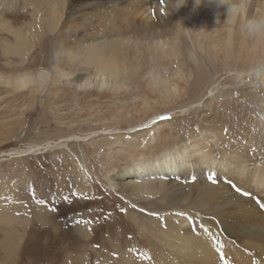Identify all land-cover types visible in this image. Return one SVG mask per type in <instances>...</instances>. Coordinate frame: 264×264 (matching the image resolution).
Here are the masks:
<instances>
[{
    "label": "rangeland",
    "instance_id": "374dc122",
    "mask_svg": "<svg viewBox=\"0 0 264 264\" xmlns=\"http://www.w3.org/2000/svg\"><path fill=\"white\" fill-rule=\"evenodd\" d=\"M5 1L0 3L3 13H11L18 6L21 8L19 2L22 0ZM59 3L52 31L43 30L31 36L34 30L45 26V21L36 22L33 32L27 31L31 42L25 50L14 49L4 54L2 42L9 34L0 31V74L44 72V83L38 80L40 85L38 83L35 90L10 92L0 84V264H179V257L154 254V247L158 245L169 252L172 250L163 221L169 219L177 228L191 227L194 223L193 219L190 223L189 217L180 223L179 216L172 215L175 208L202 212L201 221L216 232L226 228L224 234L210 231L217 236L219 248L216 240L212 243L221 251L220 255L226 252V245H236L238 253L264 263L263 257L250 255L257 254L255 245L260 238L253 233L244 237L230 233L231 228L235 230L233 224L236 222L234 219L229 224L228 218L225 219L230 206L216 199L208 202L209 188L195 194L196 186L185 184L179 191L164 190L156 195L143 189L134 196L116 188L110 190L105 180V176L115 183L122 180L115 170L111 171V161L121 157L119 149L128 148L132 152L151 146L160 126L168 131V145L174 138L180 144H189L193 139L204 137V146H210L214 153L220 149L241 158L236 145L244 142L233 139L231 144L221 143L211 125L238 116L248 130L256 126L258 133H263L264 62L252 63L246 56L222 58L217 36L207 32L206 25L201 38L205 41V36L211 34L215 44L212 52L216 55L208 57L196 50L193 40L184 31L179 36L183 48L180 45L176 56L165 63L146 60L133 75L127 68V77L121 74L116 78L124 83L119 93L96 97L91 82L76 81L77 77L95 72L88 60L90 41L92 44L94 41H117V48L123 53L119 50L118 55L129 61L134 51L133 32L144 28L148 22L170 18V13L176 14L184 2L171 0V10L160 12L157 9L159 0H59ZM31 19L22 17L13 25L24 29V24ZM122 33L131 39L125 36L126 39H118ZM161 43L165 48L169 45L167 41ZM197 60L204 67H198ZM198 70H203L209 81L198 95L192 96L190 88L196 83ZM178 71L191 75L178 82L186 84V92L169 105H158L155 115L148 116V112L139 116L134 109L143 99L151 100L146 78L167 80L174 77L178 81L175 77ZM153 116H156L155 122L147 124ZM59 139L64 143L52 145ZM47 141H51L52 147L24 156L14 153L17 149ZM250 150L259 151L253 145ZM254 157L249 161L264 166V152ZM143 173L138 180L149 181L151 176ZM263 193H257L259 201ZM135 237L146 242L137 241ZM260 244L264 245V238Z\"/></svg>",
    "mask_w": 264,
    "mask_h": 264
},
{
    "label": "bare ground",
    "instance_id": "6f19581e",
    "mask_svg": "<svg viewBox=\"0 0 264 264\" xmlns=\"http://www.w3.org/2000/svg\"><path fill=\"white\" fill-rule=\"evenodd\" d=\"M61 1L62 0H60V2ZM159 2L160 6L157 7L159 12L161 10H171V0H163V2L162 0H159ZM183 2L184 5L178 7V12H176V14L172 15L170 13V18H167L162 22L157 20L148 22L144 28L133 32L132 35L135 39L132 37L134 42L132 48L134 51L132 54L133 57L132 59H129V61L124 59L123 55L122 57L118 55V51L120 50L119 52H121L122 49L119 48L118 50L117 41L106 40V42L99 43L94 41L93 44L90 41V56L88 60L89 65L95 69V72L92 71L94 73L83 77H77L76 81H79V83H82V81L84 83L87 81L91 82L96 97L103 98V96L106 95L119 93L123 88L124 83L116 80L118 76L122 74V77H127V68H130L129 72H131L132 75L137 74L138 66L144 64V61L146 60L147 62L157 60L165 63V60L172 59L173 56L177 55L178 50L181 49L180 45L183 48L182 37L179 36L184 31L187 32L191 40H193V47L196 50H200V52H204L205 56L208 55V57H211L215 53L212 52V46H215L214 40L213 37L210 36L212 33H215L217 36V42H215L222 51L221 54L223 53L222 58H242L246 56L247 58L249 57V60L252 61V63L261 64L264 62V42L249 38L238 25L230 27L224 23V15L226 14L227 5L221 3L222 0H183ZM0 3L3 4L4 0H0ZM59 4V0H22V2H19L21 8H18V6L11 13H3V11L0 10V31L6 32L7 35L9 34V37L2 42L3 44L1 48L3 53H9L14 49L23 48L21 50H25L28 48L31 40L29 42V32L27 31L33 32L36 22L39 23L45 21V26L43 29L39 28L38 30H34V34L32 33L31 36H35L43 30L52 31L55 21L57 20L58 11L60 10ZM30 9L32 10L30 11ZM194 12L197 14H195V17H191V14ZM26 16L31 17L32 19L29 23L24 24V29L21 26L16 27L13 25L20 21V18ZM245 16L246 18L264 17V0H247ZM187 21L191 22L189 26L187 25ZM206 25L209 27V31L205 30V32L207 31L211 34H205L207 40L204 41L201 36L204 33L203 29ZM124 36L127 39L130 38V36L127 37V34L125 35L122 33L119 34L118 39L124 38ZM166 41L169 42V45L165 48L160 42L164 43ZM216 52H218V50ZM197 61L199 62L198 67H200L202 63L199 60ZM196 72V83L194 84L192 82V84L190 82V84H192L190 88L192 96L198 95L200 91L203 90L205 84L209 81V76L207 77V74L203 70H198ZM43 73L40 71L36 74L37 76L21 73L14 75L10 74V76H3L0 74V84H2L3 87H6L10 92L21 91L23 89L31 91L32 88L35 90V88L38 87V80L42 82V79H44ZM190 76V74H183L181 71H178L177 76H175L178 81L174 80V77L172 79L166 78L168 81L165 79L159 80L158 78V80L154 78H146V85L148 86L147 93L150 95L151 100L149 98V100L143 99V101L140 102L139 107L134 109L135 112L138 113L139 116H144L148 112V116L155 115L158 105H169L186 92L188 87L186 84H179V81H184V78ZM187 82L189 81H186V83ZM42 83H44V80ZM211 88L212 86L209 87V89ZM204 105L206 106V103ZM204 109L207 110V106ZM232 110L234 111V109ZM261 114L264 115V108L262 107ZM155 119L156 116H153L146 123L150 125ZM202 120L205 121L204 119ZM136 124L138 125L140 122ZM156 124L158 125V123ZM131 128L129 129L130 131L132 130ZM211 129L223 144L233 142V139H237L239 142H244L242 145H236V152L242 157L239 158L237 156L228 155V153L220 151V149L214 153L212 149L210 150V146H204V137L193 139L189 144H180L179 141L174 138L172 144L168 145V131L164 130L163 126H160L158 132L155 134L156 140L151 146L149 145L140 150L133 149L132 152L131 149L128 151V148L119 149L121 157H118L116 161H111V163H113L111 171L115 170V174L122 180L120 182L118 180L115 183L110 180L109 176H105L106 183L109 185L108 187L110 190H115L116 188L117 191L129 193L134 196L139 195V192H142L143 189L146 191L149 190V194L156 195L164 190L179 191L185 184L195 185V194L199 193L202 189L209 188L210 194H208V202L216 199L217 201L220 200L219 202H223L225 206H230L229 209L226 210L227 212L225 211L226 214L228 213V215L225 216V219L226 217L228 218L229 224H232L234 219L236 220L233 224L235 230H232L231 228L230 233L234 235L237 234L236 236L241 234L243 237L248 233L257 235L260 238V242L255 245L257 254L251 253L250 255H257L264 258V245L261 247L260 244L264 238V208L260 206L261 204H264V195L259 201L257 194L259 193L261 195L264 192V166H261L253 160V162L249 161L251 158H255L254 154L264 152V131L260 135L256 126L251 128L252 130H248L244 127V124H242L238 116L221 120L219 124L213 122ZM250 134L253 135L250 136ZM48 141L44 144L31 145L26 148L17 149L14 153L18 156H24L40 149H47L48 147H52L50 143L51 141ZM63 143L64 140L59 139L56 142H53L52 145L56 146ZM252 145L256 146L259 151L251 152L250 149H252ZM258 145L262 146V149ZM105 156H108V154L105 153ZM119 162L123 163V166H121ZM215 163H218L219 166H216ZM142 172H144L143 174L146 176H151V178L148 179L149 181L144 182L138 180V176L142 175ZM212 172H215L216 174L215 183L208 179L209 174ZM192 177H195V179L193 180ZM227 181H231V183ZM232 183L244 191L251 193V195L245 196L235 191L231 186ZM249 187H251V191H249ZM257 201H259V203ZM165 202L164 205L167 204ZM178 213H184V215H177ZM201 213L202 212L198 210L193 212L178 208L172 210L173 216H179L178 221L180 223L186 221L188 217H191L194 223L191 227L177 228L174 226L175 224L173 226L171 225L169 219L163 221L164 223H162V225L166 226L164 229L167 230L166 238L169 239L167 243L168 245L170 244L172 250L169 252L158 245L154 247L156 248L154 254L162 257H179L181 260L179 264H228L229 262L233 264H264L257 258L238 253L236 245H226V252L220 255L221 251H218L219 243L216 240L217 236L214 237L212 233L217 234L218 232L224 234L226 228H219L217 229V232L213 228H209L207 226L208 224L206 225L201 221ZM224 215L221 214V216ZM157 220L158 219H156V221ZM161 220H164V218ZM244 220L248 221V223H245ZM90 223L92 224V219L90 220ZM158 223L159 222H157V225ZM200 225H205L209 231L205 233ZM246 227L248 229H246ZM163 233H166V231ZM7 236L9 237V235ZM135 239L137 241H145L142 238L139 239L135 237ZM215 240L218 248L212 243ZM258 253H261V256ZM221 257H223V259H221Z\"/></svg>",
    "mask_w": 264,
    "mask_h": 264
},
{
    "label": "clouds",
    "instance_id": "9594fccd",
    "mask_svg": "<svg viewBox=\"0 0 264 264\" xmlns=\"http://www.w3.org/2000/svg\"><path fill=\"white\" fill-rule=\"evenodd\" d=\"M227 5L224 23L239 26L249 38L264 42V17L246 18L247 0H222Z\"/></svg>",
    "mask_w": 264,
    "mask_h": 264
},
{
    "label": "snow or ice",
    "instance_id": "6c2138e0",
    "mask_svg": "<svg viewBox=\"0 0 264 264\" xmlns=\"http://www.w3.org/2000/svg\"><path fill=\"white\" fill-rule=\"evenodd\" d=\"M162 2H163V0H162ZM215 175H216L215 172H212V173L209 174V176H208V179H209L210 181H212L213 183H215ZM192 179L194 180L195 177H192ZM227 182L231 183V181H227ZM231 186L234 188L235 191L241 193L242 195H245V196H249V195H251V193L246 192V191H244L243 189L237 187L234 183H232ZM257 202L259 203V201H257ZM41 203H43V201H41ZM260 206H261L262 208H264V204H261ZM121 211H125V210H124V209H121ZM141 211H144V210L141 209ZM151 215H156V216H158L159 214H158V213H151ZM177 215H184V213H178ZM189 221H190V223H193L191 217H189ZM200 227L204 229L205 233H207V232L209 231L208 228H207L205 225H200ZM193 230H195V229H193ZM218 251H219V249H218ZM221 259H223V257H221Z\"/></svg>",
    "mask_w": 264,
    "mask_h": 264
}]
</instances>
